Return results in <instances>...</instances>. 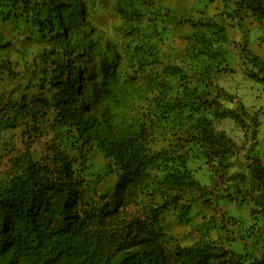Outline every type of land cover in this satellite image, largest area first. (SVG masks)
Returning <instances> with one entry per match:
<instances>
[{"label": "trees", "instance_id": "16d2710c", "mask_svg": "<svg viewBox=\"0 0 264 264\" xmlns=\"http://www.w3.org/2000/svg\"><path fill=\"white\" fill-rule=\"evenodd\" d=\"M110 1L119 21L113 38L90 25L85 0H0V75L17 74L4 54L18 37L42 45L22 67L28 92L0 94V131L23 126L28 140L0 178V264H264V230H256L258 254L237 252L227 242L230 219L213 224L216 239L183 245L162 218L170 211L189 225L196 199L236 194L230 201L264 219V160L248 158V176L228 177L222 193L189 167L203 160L225 175L243 148L215 121L255 133L256 117L215 78L228 26L248 20L264 44V0H196L197 17L164 0ZM214 3L219 12L207 16ZM174 27L189 29L178 34L181 47L171 43ZM244 54L264 94V60ZM44 130L49 139L32 155L30 137ZM94 152L116 175L97 201L84 165Z\"/></svg>", "mask_w": 264, "mask_h": 264}, {"label": "rangeland", "instance_id": "374dc122", "mask_svg": "<svg viewBox=\"0 0 264 264\" xmlns=\"http://www.w3.org/2000/svg\"><path fill=\"white\" fill-rule=\"evenodd\" d=\"M85 3L90 25L103 33L104 38H113V29L119 21L111 12V1L85 0ZM164 3L185 15L198 16L196 8H199V6L196 4V0H164ZM219 10L220 4L214 3L209 5L205 12L207 16L214 17ZM10 28L11 25L7 27V30H10ZM186 31H189V29L174 27L171 30V43L175 47L183 45L182 40L178 38V34ZM227 34L229 41L223 45L224 62L220 66L224 70L217 76V84L240 101L249 115L256 116L258 126L253 134L251 133L252 129L240 128L229 118L214 122L216 130L223 131L236 144L243 147L238 155L231 159L233 164L225 176H222L211 164L209 166L203 160L189 162L194 177L210 191L215 190L219 193H222V190L230 185L228 177L231 175L239 173L248 175L246 167L248 158L256 156L264 160V94L260 84L248 78L247 70L250 65L244 54V50H246L250 55H255L264 60V44L261 41L262 32L255 24L247 20L242 28L228 26ZM41 48L42 45L39 43L24 41L20 37L13 41V46L4 55L14 64L17 74L11 76L7 74L0 75V94L7 95L15 90L13 96L16 97L20 93L28 92L25 90V85H27L29 75L22 72V67L28 64ZM227 106L231 105L227 104ZM48 139V132L45 130L41 136L30 137L31 154L37 155ZM26 141L28 140L23 126L0 131V178L7 173L12 155L16 151L23 150ZM84 165L86 167L88 197L92 201H97L101 194H110L116 177L114 173H106L105 161L101 154L98 152L92 153ZM235 195L220 200V196L216 199H204L205 201L196 199L192 204V221L189 225L178 224L173 214L166 211L162 215L163 225L180 244L187 245L202 238L216 239L219 235L216 226H213V224L219 225L221 223L226 226L222 220L230 219L227 227L233 231L234 236L232 240H227V242L231 249L237 252L249 250L258 254L260 244L254 242V238L257 236L258 232L256 230L258 228L264 230V219L259 218L260 216L254 218L253 208L249 204L247 205L246 202L239 203L240 199L230 201L232 196Z\"/></svg>", "mask_w": 264, "mask_h": 264}, {"label": "clouds", "instance_id": "9594fccd", "mask_svg": "<svg viewBox=\"0 0 264 264\" xmlns=\"http://www.w3.org/2000/svg\"><path fill=\"white\" fill-rule=\"evenodd\" d=\"M221 72H222V71H221ZM219 74H220V73H219ZM219 74L216 75V78H217V76H218ZM216 78H215V82L217 83ZM249 79H250V78H249ZM250 80H251V79H250ZM217 85H218V84H217ZM218 86H219V85H218ZM230 95H232V94H230ZM232 96H233V95H232ZM233 97H234V96H233ZM234 99H235V98H234ZM235 100H236L237 102H240V101H238L237 99H235ZM240 103H241V102H240ZM228 104H229V103H228ZM241 104H242V103H241ZM242 105H243V104H242ZM226 106H227V104H226ZM227 107L230 108L231 106H227ZM243 107H244V105H243ZM244 109H245V107H244ZM245 111H246V109H245ZM246 113H247L248 116H254V117H256L255 115H249L247 111H246ZM229 119H230V118H229ZM248 119H249V117L246 118V120H248ZM256 119H257V118H256ZM231 120H232V119H231ZM232 121H233V120H232ZM233 122H234V121H233ZM235 124H236V123H235ZM236 125H237L238 127H240L238 124H236ZM257 125H258V121H257ZM240 128H242V127H240ZM243 129L247 130V129H252V128H250V127H245V128H243ZM46 131H47V130H46ZM218 131H219V130H218ZM48 136H49V135H48ZM227 137H228V136H227ZM229 138H230V137H229ZM230 139H231V138H230ZM231 140H232V139H231ZM232 141H233V140H232ZM240 146H241V145H240ZM242 149H243V148H242ZM239 152H240V151H239ZM239 152H238V153H239ZM98 153H99V152H98ZM99 154H100V153H99ZM237 155H238V154H237ZM247 162H248V159L246 160V163H247ZM232 164H233V162H232ZM212 166L214 167L213 164H212ZM231 166H232V165H231ZM231 166H230V167H231ZM230 167H229V168H230ZM214 168H215V167H214ZM229 168H228V170H229ZM215 169H216V168H215ZM216 170H217V169H216ZM228 170H227V172H228ZM218 172H219V171H218ZM219 173H220V172H219ZM226 174H227V173H226ZM226 174H225V175H226ZM239 174H241V173H239ZM221 175H222V176H225V175L222 174V173H221ZM234 175H237V174H234ZM234 175H231V176H234ZM243 175H245V174H243ZM247 176H248V175H247ZM115 177H116V175H115ZM115 181H116V180H115ZM233 181H234V179L232 178V179L229 181V184L231 185ZM114 184H115V183H114ZM230 185H229V186H230ZM113 186H114V185H113ZM229 186H227V187H229ZM112 189H113V187H112ZM225 189H226V188H225ZM110 193H111V192H110ZM220 221H221V220H220ZM223 221H225V220H222V222H223ZM219 224H221V223H219Z\"/></svg>", "mask_w": 264, "mask_h": 264}]
</instances>
